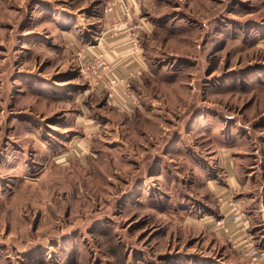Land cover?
Instances as JSON below:
<instances>
[{
	"label": "rangeland",
	"instance_id": "374dc122",
	"mask_svg": "<svg viewBox=\"0 0 264 264\" xmlns=\"http://www.w3.org/2000/svg\"><path fill=\"white\" fill-rule=\"evenodd\" d=\"M247 235L264 0H0V264H254Z\"/></svg>",
	"mask_w": 264,
	"mask_h": 264
},
{
	"label": "built area",
	"instance_id": "2783aa9c",
	"mask_svg": "<svg viewBox=\"0 0 264 264\" xmlns=\"http://www.w3.org/2000/svg\"><path fill=\"white\" fill-rule=\"evenodd\" d=\"M111 9V8H110ZM109 10V9H108ZM102 66V63H99V67ZM105 69V67H102ZM107 90L111 93L115 91L117 85H124L127 83V79H118L114 76H107L105 78ZM227 213L230 215L232 221L237 224H243V213L239 206V203L235 200L228 199L223 202ZM222 226V220L217 223V226ZM243 247L240 250V254L248 257L254 264H264V249L254 245L252 243L251 237L246 236L240 243ZM235 247V246H234Z\"/></svg>",
	"mask_w": 264,
	"mask_h": 264
},
{
	"label": "crops",
	"instance_id": "0c3cea01",
	"mask_svg": "<svg viewBox=\"0 0 264 264\" xmlns=\"http://www.w3.org/2000/svg\"><path fill=\"white\" fill-rule=\"evenodd\" d=\"M110 43H109V45H108V47H106V46H104L103 48V50H107V51H111V49H112V47H113V49H114V51H113V53L111 54V52H110V58H112V62H113V64H114V66H115V69H114V74L116 73V74H119V75H122L124 72H125V69H124V67H126L125 65L127 64V61H126V59L125 58H122L121 56L123 55V54H125L126 53V51H124V50H116V49H118V46H121L122 44H121V42L120 41H114L115 43H112V40L111 41H109ZM116 50V51H115ZM114 56V57H113ZM226 172H227V174H228V179H229V181H231V179H232V177L233 176H230V175H232V172H231V174H230V167H229V169L227 168L226 169ZM246 228H247V225H246Z\"/></svg>",
	"mask_w": 264,
	"mask_h": 264
}]
</instances>
